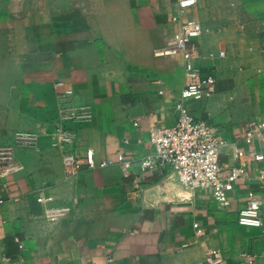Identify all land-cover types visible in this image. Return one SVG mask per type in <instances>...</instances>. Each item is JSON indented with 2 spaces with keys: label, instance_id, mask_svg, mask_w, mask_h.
<instances>
[{
  "label": "crops",
  "instance_id": "0c3cea01",
  "mask_svg": "<svg viewBox=\"0 0 264 264\" xmlns=\"http://www.w3.org/2000/svg\"><path fill=\"white\" fill-rule=\"evenodd\" d=\"M185 19L205 28L195 61L216 78L214 93L187 108L219 136L241 135L264 118V0H196L180 14L176 0H0V145L18 130L52 128L70 88L92 113L67 124L77 154H144L150 127L174 122L185 83L182 56L154 51ZM39 148L15 150L24 169L0 191V264H102L109 255V264H205L215 248L226 264H264V210L262 226L236 221L256 181L238 180L221 210L210 189L162 169L111 164L66 178L48 136Z\"/></svg>",
  "mask_w": 264,
  "mask_h": 264
},
{
  "label": "built area",
  "instance_id": "2783aa9c",
  "mask_svg": "<svg viewBox=\"0 0 264 264\" xmlns=\"http://www.w3.org/2000/svg\"><path fill=\"white\" fill-rule=\"evenodd\" d=\"M196 0H176L178 13L192 7ZM205 28L196 19H185L177 30L167 34L163 44L154 51L155 55H177L183 58L185 83L173 105L174 122L170 125L157 123L150 127L148 148L144 154H124L117 152L113 159L97 160L95 152L86 148L82 155L75 152L76 132L67 124L70 121L83 122L91 118L88 105H77L72 100L73 91L63 89L59 95L57 117L52 128L39 130H18L14 142L0 145V191L8 189L10 178L24 169V164L16 159L15 150H39V138L46 135L50 146L59 150L65 177L70 178L81 171L103 168L111 164L124 171L138 165L141 171L162 169L172 174L178 182L190 189L208 188L217 207L226 210L231 204V192L238 180L256 181L258 189L248 186L242 208L237 212L236 221L241 226L259 227L263 225L264 210V152L256 144H264V118L247 121L241 135L221 137L213 130L209 120L196 118L187 108L189 100L210 96L215 91L216 78L213 74H201L196 64L198 38ZM220 56L224 51L219 52ZM62 83H58L61 85ZM222 155L228 156L229 164L222 162ZM50 198L39 196V202ZM5 198L0 194V203ZM55 219V216H51ZM197 227V224H194ZM199 230H197L198 232ZM19 247L21 241L15 237ZM113 261L107 256L102 264ZM251 256H244L229 264H254ZM92 264V263H84ZM205 264H226L222 251L211 250L205 256Z\"/></svg>",
  "mask_w": 264,
  "mask_h": 264
}]
</instances>
